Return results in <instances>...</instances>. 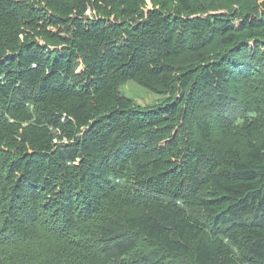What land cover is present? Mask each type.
Returning a JSON list of instances; mask_svg holds the SVG:
<instances>
[{"label":"trees","instance_id":"trees-1","mask_svg":"<svg viewBox=\"0 0 264 264\" xmlns=\"http://www.w3.org/2000/svg\"><path fill=\"white\" fill-rule=\"evenodd\" d=\"M244 1L0 0V264H264Z\"/></svg>","mask_w":264,"mask_h":264},{"label":"rangeland","instance_id":"rangeland-1","mask_svg":"<svg viewBox=\"0 0 264 264\" xmlns=\"http://www.w3.org/2000/svg\"><path fill=\"white\" fill-rule=\"evenodd\" d=\"M212 3H218L220 5L221 0H210ZM226 1V0H224ZM244 1V0H242ZM236 2V0H227L228 4ZM244 3L248 6L254 4V0H245ZM259 4H264V0H259ZM121 92L128 98L132 99L135 103L141 106H150L157 104L161 101L162 97L158 94L152 93L149 90L139 86L134 82H129L121 88Z\"/></svg>","mask_w":264,"mask_h":264}]
</instances>
